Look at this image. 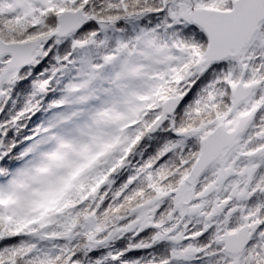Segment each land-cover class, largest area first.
<instances>
[{
	"label": "snow or ice",
	"instance_id": "6c2138e0",
	"mask_svg": "<svg viewBox=\"0 0 264 264\" xmlns=\"http://www.w3.org/2000/svg\"><path fill=\"white\" fill-rule=\"evenodd\" d=\"M0 264H264V0H0Z\"/></svg>",
	"mask_w": 264,
	"mask_h": 264
}]
</instances>
